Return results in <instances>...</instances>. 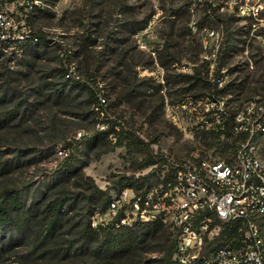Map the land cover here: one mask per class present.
<instances>
[{
	"label": "rangeland",
	"instance_id": "1",
	"mask_svg": "<svg viewBox=\"0 0 264 264\" xmlns=\"http://www.w3.org/2000/svg\"><path fill=\"white\" fill-rule=\"evenodd\" d=\"M253 4L263 6L258 16L249 12ZM30 25L33 32L46 37L47 45L40 39L26 50L0 41V97L6 100L0 117L7 118L5 125H9L0 129V192L7 186L21 189L27 208L41 200L37 236L44 234L47 205L64 194L70 198L85 195L87 186H97L111 195L127 182L133 186L155 184L166 159L193 150L226 158L236 144L233 137L207 129L215 112L223 101L226 110L235 112L264 100V0H50ZM227 35L226 63L216 72ZM109 36L117 53L103 51ZM100 50L102 75L107 74L104 66L124 60L120 51L127 52L125 59L136 56L149 61L138 68L139 83L147 86L139 88V102L146 100L145 105L156 106L163 99L162 111L155 113L157 120L150 121L144 108L134 104L135 99L134 103L131 99L118 101L110 114L126 121L145 142L154 140L150 147L163 157L156 164L150 163V151L144 144L129 139L97 157L77 134H90L100 127L85 122L90 128H80L82 121L67 115L65 105L55 101L54 89L65 78H86L81 64ZM160 60L167 62L165 67ZM205 61L211 62L209 68ZM64 63L69 66L66 77L59 71ZM196 69L206 80L218 82L217 89L230 84L229 93L222 95L214 88L183 81L182 74H194ZM112 80L110 76L102 83L110 100L121 89L117 85V92L113 90L118 82L108 84ZM242 81L245 84L238 86ZM199 94L205 97L191 106L196 102L192 96ZM53 115L62 118V129L53 128ZM112 140L116 142L115 137ZM58 147L68 150V158L57 157ZM259 149L264 157V137ZM8 162L15 165L4 172L2 167ZM145 176H150L149 182L142 185ZM74 212L71 215L78 219L83 211ZM94 220L100 218L93 215ZM20 235L15 233L16 238ZM13 238L14 232L0 229V241ZM27 249L26 245L17 247V253L0 264H27L21 257ZM161 255L148 254L144 262ZM74 262L92 264L86 257Z\"/></svg>",
	"mask_w": 264,
	"mask_h": 264
},
{
	"label": "built area",
	"instance_id": "2",
	"mask_svg": "<svg viewBox=\"0 0 264 264\" xmlns=\"http://www.w3.org/2000/svg\"><path fill=\"white\" fill-rule=\"evenodd\" d=\"M49 3L0 0V41L14 46L39 42L30 20ZM261 11V4L249 8L255 16ZM241 12L246 13L244 8ZM223 105L224 101L208 130L226 131L231 110ZM233 114L230 128L239 139L229 156L215 158L198 149L166 159L155 184L114 192L108 210L96 213L100 220L92 226L159 223L176 238L178 264H264V157L259 149L264 100ZM82 135L79 131L77 137ZM56 153L60 160L69 155L65 147Z\"/></svg>",
	"mask_w": 264,
	"mask_h": 264
},
{
	"label": "trees",
	"instance_id": "3",
	"mask_svg": "<svg viewBox=\"0 0 264 264\" xmlns=\"http://www.w3.org/2000/svg\"><path fill=\"white\" fill-rule=\"evenodd\" d=\"M35 34L41 39L42 43L47 45L48 40L43 34L38 32ZM89 37H91V34ZM228 37L227 35L221 48L220 64L216 66V72H219L226 63L225 57L230 43ZM108 38L109 40L105 43L106 49L103 51L109 50L111 53H117V48L111 46L113 43L111 36ZM94 41L93 39L92 43ZM33 44L27 43L19 47L27 50ZM103 51H97V54L94 55L96 59L92 56L94 59L88 58L81 64V67L86 71V78H65V81L54 89L55 101L65 105L64 107L68 109L65 112L67 115L82 121L80 128H90L85 122L94 124V127L95 125L100 128L104 126L103 129L94 128L92 133L83 134L82 138H79L91 149L92 153L97 152V157L123 145L124 140L129 139L144 144L150 151L152 158L150 163L156 164L163 157L160 158V154H154V150L150 147L154 140L145 142L136 129H133L121 118L112 117L110 114V110L117 105L118 101L131 99L134 103L135 99L136 103L134 104L138 108H144L143 113L149 116L150 121L155 122L157 120L155 113L162 111L164 100L161 99L156 106L153 103L145 105L146 100L139 102L142 96L139 88L145 86L146 83H139L141 78L138 77V68L146 67L149 61L145 62L142 58L136 56L125 59L127 52L120 51L118 55L123 56L124 60L119 64L104 66L106 67L104 72L107 74L102 75L103 65L100 64V60ZM205 62L209 68L211 62ZM160 64L165 67L167 62L160 60ZM59 71L62 72L63 77H66L69 74V66L64 63ZM110 76L114 80L108 84L118 82V84L112 86L113 90L117 88V85L121 88L118 95L111 100L107 86L102 85ZM182 76L183 81L192 82L193 86L200 83L204 88H214L217 93L221 92L222 95L229 93L230 84L221 90L217 89L218 82L206 80L200 75L198 69L195 70L194 74H182ZM245 82H240L238 86L244 85ZM69 84L70 87H68ZM204 97V94L192 96V99H196V102L192 101L191 106L195 107L199 104V99ZM4 104H6L5 96L0 97V107ZM100 115H102L101 119L99 118ZM233 116V112L229 111V116L225 119L227 125L225 132L212 130L214 131L212 134L222 135L224 133L226 137H233L236 144L239 137L230 128ZM53 118V128L62 129V118L56 115H53ZM7 123V118L0 117V129L9 126L5 125ZM112 137L116 138V142H113ZM203 139L207 140L208 137L203 136ZM28 163H33V160L28 161ZM17 164L19 165L20 161ZM14 165L13 162H8L2 169L5 172L7 168L10 169ZM149 177H144L142 185L149 182ZM122 186L124 188L133 186V184L127 182L126 186ZM86 191L85 195L79 194L72 198L64 194L58 197L55 203L47 205L45 209L47 217L44 218L43 226L44 234L37 236L35 230L36 213H39L38 209L42 205L39 204L41 200L27 208L21 189L13 186L4 187L0 192V229L14 232V238L10 241L5 239L0 241V261L5 262L10 255L17 253L15 251L17 247L26 245L28 249L21 257L25 259L27 264H77L74 262L76 259L85 257L92 264H119L121 262H124V264H145L147 262H144L146 255L158 253H162V255L159 258L149 259L147 264H178L174 259L176 238L159 223L139 222L133 226L117 227L115 222H109L105 225L99 224L97 227H93V215L96 213L102 214L108 210L111 195L109 191L102 190L97 186H87ZM31 198H35V195ZM78 208L83 212L77 215L78 219H76L71 214H75L74 211ZM23 225L27 226L25 230H22ZM16 232L21 234L18 238L15 237Z\"/></svg>",
	"mask_w": 264,
	"mask_h": 264
}]
</instances>
